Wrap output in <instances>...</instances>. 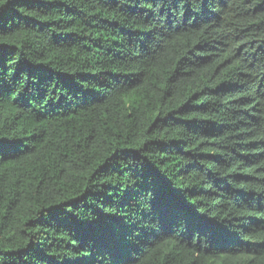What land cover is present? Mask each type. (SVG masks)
Here are the masks:
<instances>
[{
  "label": "trees",
  "instance_id": "16d2710c",
  "mask_svg": "<svg viewBox=\"0 0 264 264\" xmlns=\"http://www.w3.org/2000/svg\"><path fill=\"white\" fill-rule=\"evenodd\" d=\"M0 264H264V0H0Z\"/></svg>",
  "mask_w": 264,
  "mask_h": 264
}]
</instances>
